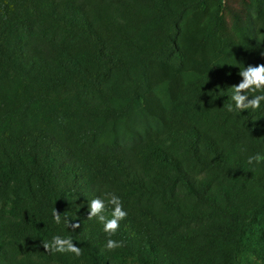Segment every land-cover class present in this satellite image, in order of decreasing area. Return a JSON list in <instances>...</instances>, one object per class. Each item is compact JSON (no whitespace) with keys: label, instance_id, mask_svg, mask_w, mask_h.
I'll use <instances>...</instances> for the list:
<instances>
[{"label":"trees","instance_id":"obj_1","mask_svg":"<svg viewBox=\"0 0 264 264\" xmlns=\"http://www.w3.org/2000/svg\"><path fill=\"white\" fill-rule=\"evenodd\" d=\"M263 10L0 0V264H264V101L227 109L264 64ZM108 194L127 212L111 237L88 219ZM56 235L82 255L46 252Z\"/></svg>","mask_w":264,"mask_h":264},{"label":"clouds","instance_id":"obj_2","mask_svg":"<svg viewBox=\"0 0 264 264\" xmlns=\"http://www.w3.org/2000/svg\"><path fill=\"white\" fill-rule=\"evenodd\" d=\"M239 75L243 78L238 85H233V94L231 99L234 101V106L229 104L227 109L229 112L233 111H244L248 109L256 110L261 106V102L264 101V94L255 95V93H264V64L257 66L248 65L247 67L240 70ZM249 96L252 98L249 99ZM264 162V155L257 153L248 157V164L253 163L259 164ZM108 205L113 206L111 211V218L104 215L106 210L105 201L101 198H95L89 203V215L88 219L97 217L99 221L103 224V231L108 234L109 237L114 235L120 226V221L125 219L127 212L123 210L122 201L119 197L114 194H108ZM53 218L55 223H61V214L54 209ZM69 226V221H68ZM72 229L79 228L78 223L71 224ZM43 247L46 252L50 253H71L79 257L82 255L80 247H77L73 240L68 238H63L56 235L52 238L51 242L44 241ZM123 247L122 241H116L113 239H108L105 244V248L109 251L115 250L117 248Z\"/></svg>","mask_w":264,"mask_h":264},{"label":"rangeland","instance_id":"obj_3","mask_svg":"<svg viewBox=\"0 0 264 264\" xmlns=\"http://www.w3.org/2000/svg\"><path fill=\"white\" fill-rule=\"evenodd\" d=\"M255 27L259 36L264 37V10L255 15Z\"/></svg>","mask_w":264,"mask_h":264}]
</instances>
